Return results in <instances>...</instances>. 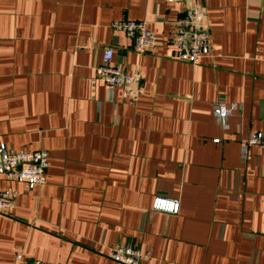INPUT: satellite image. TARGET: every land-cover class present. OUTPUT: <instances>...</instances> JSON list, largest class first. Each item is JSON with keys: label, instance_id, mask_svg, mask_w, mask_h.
Segmentation results:
<instances>
[{"label": "crops", "instance_id": "obj_1", "mask_svg": "<svg viewBox=\"0 0 264 264\" xmlns=\"http://www.w3.org/2000/svg\"><path fill=\"white\" fill-rule=\"evenodd\" d=\"M201 4L212 54L191 64L171 42L189 0H0V143L50 153L42 186L0 176L18 192L0 264H117L116 244L143 264H264V148L241 156L264 132V0ZM123 18L148 22L151 52L113 29ZM109 46L140 78L135 102L96 78ZM157 195L179 214L153 210Z\"/></svg>", "mask_w": 264, "mask_h": 264}, {"label": "built area", "instance_id": "obj_2", "mask_svg": "<svg viewBox=\"0 0 264 264\" xmlns=\"http://www.w3.org/2000/svg\"><path fill=\"white\" fill-rule=\"evenodd\" d=\"M173 2L175 0H166ZM190 5L183 18L175 23L171 38L175 57L183 62L197 64L212 54L211 30L206 8L201 0H189ZM115 31L122 32L133 40L134 49L139 53L151 52L156 44V37L145 20L123 18L113 22ZM114 48L109 46L103 50L102 62L96 67V78L102 80L110 91L121 89L124 98L135 102L141 94L140 78L121 63H114ZM213 113L223 125L232 113L224 102H215ZM215 142H219L216 139ZM259 145L264 148V132H254L242 145L241 156L248 158L249 147ZM50 153L40 149L34 151L15 150L11 145L0 143V176L10 181L27 184L30 190L42 186L47 180ZM18 192L14 189L0 191V212H6L15 205ZM152 209L168 214H179L181 201L157 195L152 202ZM108 257L117 264H143L148 255L142 253L132 244H116L111 247ZM14 264H52L42 260H31L22 252L15 253Z\"/></svg>", "mask_w": 264, "mask_h": 264}]
</instances>
